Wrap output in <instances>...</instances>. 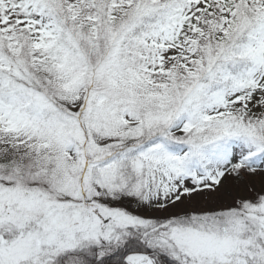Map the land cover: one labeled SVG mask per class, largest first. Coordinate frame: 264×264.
I'll return each instance as SVG.
<instances>
[{
	"label": "snow or ice",
	"instance_id": "snow-or-ice-1",
	"mask_svg": "<svg viewBox=\"0 0 264 264\" xmlns=\"http://www.w3.org/2000/svg\"><path fill=\"white\" fill-rule=\"evenodd\" d=\"M0 264H264V0H0Z\"/></svg>",
	"mask_w": 264,
	"mask_h": 264
}]
</instances>
